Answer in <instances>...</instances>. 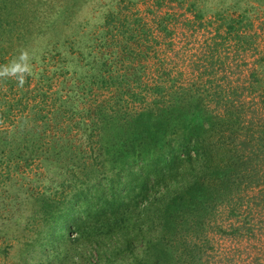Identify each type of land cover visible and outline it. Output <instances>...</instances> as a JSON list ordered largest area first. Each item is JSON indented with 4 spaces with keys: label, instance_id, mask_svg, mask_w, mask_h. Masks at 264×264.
<instances>
[{
    "label": "rangeland",
    "instance_id": "obj_1",
    "mask_svg": "<svg viewBox=\"0 0 264 264\" xmlns=\"http://www.w3.org/2000/svg\"><path fill=\"white\" fill-rule=\"evenodd\" d=\"M32 1L0 25V264H264V0ZM104 77L133 93L128 106L112 100L119 84L99 87ZM153 92L164 95L157 118H135ZM134 126L150 146L162 141L152 131L177 148L192 132L199 156L183 167L158 149V176L122 173L137 185L122 187V203L94 199L110 180L88 174L87 152L106 146L120 162ZM242 152L257 158L230 173L235 185L221 195L209 182ZM50 204L72 205L85 225L58 237L55 251L73 241L52 260L38 238ZM108 206L126 208L132 252L109 229ZM153 216L159 231L168 225L155 249Z\"/></svg>",
    "mask_w": 264,
    "mask_h": 264
},
{
    "label": "trees",
    "instance_id": "obj_2",
    "mask_svg": "<svg viewBox=\"0 0 264 264\" xmlns=\"http://www.w3.org/2000/svg\"><path fill=\"white\" fill-rule=\"evenodd\" d=\"M26 1H28V2H26ZM41 1L42 0H36L35 8H38V6L41 5ZM29 2H33V1L32 0H0V25L5 23L4 21L6 20L8 26L10 27L13 23H15V21L12 20L11 18H8V17L14 16L13 11H15V10L20 11L21 8L26 3H29ZM11 22H13V23L11 24ZM99 65L101 67H105L107 65V62L106 61H102V62L100 61ZM112 80L113 79H109L108 77H106V78L104 77V79L99 80L97 84L99 85L100 88L105 89V90H109V91L111 90L110 88L112 86H116L117 84H119L118 92L120 93V95L117 98L118 101L115 99V97H113L114 99L112 98V100H115V102L119 105H121V102L125 101L126 102L125 105L128 106V103L125 99L131 98L133 93H130L129 91L124 92L122 90L123 87H121L120 82L116 83V82H113ZM150 89L153 91L158 90L159 85L156 84L152 87L151 86L148 87V91ZM122 94H123V96H122ZM126 94H128L129 97H124ZM145 95H147V94H145ZM152 95L155 96L154 97L155 103H153V106L142 107L144 109H141L140 112H138V114L134 116L135 118L139 117V116L142 117L144 115L149 117V120L157 118L158 113H160V110H161V108H160L161 105L159 102H157V97H158V100H161V98L164 95L160 92H157V93L153 92ZM146 98H147L146 96L141 97V95H136L134 100L142 101L143 104H145ZM106 109H109V108L106 106ZM111 110H113V109H111ZM110 113H112V112H110ZM198 121H199V119H198ZM198 121H196V122H198ZM230 125H232V124L230 123ZM134 128H136L139 131V133L137 132V136H135L136 139H133L134 144L128 143L130 140V139H128V142L125 141L124 143H121L118 145V147L120 146V150L117 147L118 151L122 154L120 162L119 161L115 162V160L111 161L112 159L109 157L110 151H109V148H107L106 146L101 147L98 145V146H96L98 148L97 150H96L95 146H92L91 149H89V151L87 152V160H85L83 162V165H84V168L87 170L88 174L90 175L93 173H100V174L102 173V175H103V174L107 173V178L110 180V187L106 188L104 186V184L98 186L99 190L95 193L94 199H97L99 196H102L103 199H107V197H109V203L112 205L116 204V203H122L121 196H120V192L122 191L121 190L122 187L124 186L128 190H134L137 187V185H133L132 177H130L129 181L127 183H125V185H124V178H123L124 174H122V173H127V174H130L132 176L133 175L138 176V179L144 178L145 183L146 182L148 183L150 178H152V177L154 178V177L158 176L159 175L158 172H159V170H161V167L158 164V158H159L157 156L158 155L157 154L158 149H159L158 151L163 149V152H164L166 147H170L173 150V153H172L171 157H169L170 159L167 161L174 162L178 166H183V167L185 166V164L190 163L191 161H194L192 154L197 153V156H199L198 148H200L202 145H200V141H198V140L194 141L193 140L195 135L192 132L187 135V137L184 139L183 144L180 143L178 145V148H177L176 143L171 142L172 141L171 136L168 137V135L167 136L162 135L161 133L157 135L156 134L157 131H152L151 133L154 132L153 137L156 138V136H157V138L162 139V141H160L159 143L154 142L150 146L146 140L145 130H141L140 128L135 127V126H134ZM143 133H144V135H143ZM199 136L200 135L198 132V137ZM252 136L254 138V135H252ZM143 145H145L146 149H147L146 150V153H147L146 157H143L142 153L139 151V149L142 150ZM197 146H198V148H197ZM243 146H246V144L243 143ZM131 147L136 148V152H137L136 156L132 154L133 149ZM245 152H242L241 154L235 156L234 157L235 159H233V161H232V156L229 155L230 156L229 158L231 159L232 163H230V165L229 164L225 165L224 169H220V166L217 167L219 172L222 171V177L224 179L222 177H220L218 179L219 175L216 172L217 174L215 173L213 175L211 181L209 182V184H210L209 186H214L215 187L214 190L217 192H220L221 195H223L228 190L231 191V188L233 187V185H235L234 184L235 181L229 180L230 179V173L235 171V169H237L238 167L240 169L242 167L241 163L246 164V161L253 163V161H255V159L257 158L256 157L257 155L254 154L255 152L253 153L255 158H250V157L245 156L246 155ZM244 159H246V160H244ZM243 160H244V162H243ZM179 163H181V164H179ZM168 166L171 167L170 165H168ZM223 171H225V172H223ZM81 172H84V171L81 169ZM77 175H78V171H75L74 176H77ZM125 209L126 208H124L122 210L116 209V210H113L112 212H110L109 206H108L107 211H103V212H105L104 217L107 220H112V219L116 220L115 224L113 223V221H112V224H109V226H110L109 229L114 228V226L116 225L117 233H119V234L123 233L120 236H123V239L126 241L127 246L125 247V250L132 252V237H133V235H131V233L129 231V228L132 227V225H131L132 221H129L130 218L126 217V215L124 213ZM46 214H47V217L44 220L45 223L42 226L43 229L40 230L38 233V238H39V241L41 240L43 242H48L50 244V246L52 247L51 251L48 252L49 256L47 258L51 259V260L53 258L58 259V258H60L59 257L60 250L65 249V247H66L65 241L67 242V244H69L71 241H73L72 238H70V236H69L68 238H66L67 240L65 239L64 242L61 243L62 246H60L55 251L54 249L58 247V245H55V243L60 242L59 241L60 239H58V237L59 236L60 237H67L68 233L72 234L74 231H77L79 234H81L85 225H82V223L80 224L81 217L75 216L74 209H73L72 205H70L66 210L60 211L59 205L50 204V205H48V209L46 211ZM158 217H160L159 214H158ZM158 217L155 216L154 220H152L151 218L149 219V224L147 227L150 228V231L154 233L152 238H151V241L149 240L150 241V243L148 244L149 248H153V245H154V249H155L159 245H162L161 243L163 242V240L158 238V236L161 233L163 234V231L168 227V225H166V226L164 225L166 228H164L162 231H159L160 227H158L156 224L158 222V219H157ZM126 231H128V233H126ZM113 234H115V231H113ZM139 234L141 235V233H138V235ZM156 235H157V237H156ZM38 238H37V240H38ZM157 240H159L158 241L159 243H157ZM150 244H151V246H150ZM99 246H100L99 249L102 250L103 253H105L103 251V248L106 249V247H109V246L105 245L104 243H102V244L100 243ZM101 246H102V248H101ZM99 249H97L98 253H99ZM56 252L58 254L54 255V253H56ZM44 255H42V257H44ZM147 255L149 256L150 254L147 253ZM147 255H146V257H148ZM135 264H145V263L144 262L139 263V261H137V262H135Z\"/></svg>",
    "mask_w": 264,
    "mask_h": 264
}]
</instances>
